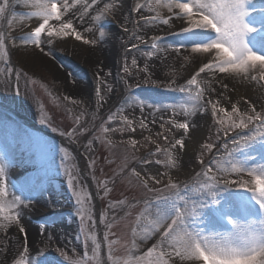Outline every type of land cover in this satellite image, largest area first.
Wrapping results in <instances>:
<instances>
[{"label": "rangeland", "instance_id": "rangeland-1", "mask_svg": "<svg viewBox=\"0 0 264 264\" xmlns=\"http://www.w3.org/2000/svg\"><path fill=\"white\" fill-rule=\"evenodd\" d=\"M36 2L7 0L5 11L0 14V35L5 37V49L0 50V110L20 122L14 123L4 115L0 118V155L5 159L4 152L11 150L19 158L22 171L27 173L23 178L15 179L8 172V166L0 162L4 168V175L0 176V198L15 193L28 197V201L33 203L31 210L27 208L24 216L19 217V223H12V228L10 225L6 231L0 230V264H44L46 259L55 260L57 264H114V261L116 264H136L140 257H145L142 264H156L159 252L169 253L172 248L165 244L155 249L151 256H146L148 249L160 242L164 228L153 231V226L141 219L144 200L154 201L157 197L172 196L174 190L169 187L170 180L181 186L188 182L194 189L193 199H196L199 196V183L196 182L195 173L204 168L200 161L203 159L208 164L213 158L222 157L224 145L232 146L230 137L239 139L236 136L239 130L230 131L225 136L217 121L220 114L214 115L210 105L202 108L205 120L189 127L187 132L172 123L173 120L179 123L176 106L190 98L186 92L176 89L184 85L195 71H189L187 67L176 72L173 68L155 71L150 67L148 72L139 71L145 63L150 62L146 53L152 51V47L151 42L141 50L132 47L136 33L129 17L120 24L121 29L130 32L126 51L112 60L110 69L104 73L91 72L88 66H84L83 58L88 52L85 53L83 44L71 45L64 36L54 37L53 47H42L43 58L47 61L38 56L41 51L34 45H31L29 54L21 51L19 37L26 31L21 16L35 10L33 4ZM4 3L5 0H0V6ZM256 10H263V6H258ZM13 15L21 16L13 18ZM108 17L110 21L113 20L112 15ZM49 23L55 26L60 21L52 19ZM251 26L263 33L259 19ZM97 27L110 28L107 21L98 23ZM208 35L215 36V33ZM42 37L45 35L42 34ZM181 44L184 47H180ZM254 44H250V47L261 55L260 48L264 50V41L258 38ZM157 46L186 49L193 45L185 40L179 30L171 38L161 39ZM24 49L27 50L26 47ZM132 50H138L137 58L130 53ZM201 55L191 53L189 56L193 61ZM133 58L137 60L138 67L131 64ZM192 64L196 66L200 62L196 59ZM125 66L129 69L127 73L124 72ZM65 74L80 81L84 88H73L63 76ZM211 76L201 73L198 79L206 78L213 83L222 80L229 86L227 78ZM169 84L172 85L171 89L167 87ZM230 96L227 104L220 103L219 107L231 111L232 105L238 103L244 112L249 104H254L257 112L264 110V99L256 94L253 97L254 91L249 90L241 97L231 93ZM141 102L145 107H140ZM165 105L172 107L165 108ZM12 109H16L26 120L19 118ZM109 115L116 118L109 120ZM124 116L133 122L135 132L127 130ZM140 120L147 124L146 129L139 127ZM153 120L155 123H152ZM217 128L221 130L217 132ZM69 133L72 135L69 136ZM244 134H248L247 130ZM177 139L184 141L183 147L175 144ZM89 140L92 141L91 146ZM133 140L136 141L135 145L131 143ZM209 143L215 145L211 152L205 147ZM189 146H193L190 148L193 151H188ZM157 147L161 152L156 151ZM165 149L169 155H165ZM78 154L82 171L99 188L98 198L107 194L102 200L111 199L102 211L100 208L101 234L96 227L94 201L81 174ZM187 154L190 158L184 161ZM245 157L251 166L264 163V143L257 140L236 154L237 159ZM169 158L175 161L176 167L165 163ZM184 168L186 170L182 172ZM133 169L148 182L150 188L159 191H146L132 172ZM242 178L249 179L247 172L243 173ZM228 179L238 181L241 176L232 173ZM122 196L126 197L122 199ZM216 198L221 205L231 198L237 199L233 203L239 210H234L229 219L243 226L255 221L259 226L262 213L247 189L229 188L220 191ZM130 199L135 204L129 205ZM202 199L207 206L192 218L195 221L192 227L204 229L211 224L215 233L231 232V223L216 220L209 212V208L219 205H213L211 197ZM78 200L81 203L78 204ZM31 224L33 232L25 240ZM21 227L23 232L19 230ZM171 261L175 264L178 258L172 256ZM181 264L203 262L185 260Z\"/></svg>", "mask_w": 264, "mask_h": 264}, {"label": "snow or ice", "instance_id": "snow-or-ice-1", "mask_svg": "<svg viewBox=\"0 0 264 264\" xmlns=\"http://www.w3.org/2000/svg\"><path fill=\"white\" fill-rule=\"evenodd\" d=\"M25 3H28V0H25ZM95 4H97V0H91V3L88 0H72L71 3L69 0H60L59 3H57V0H37L33 4V7L37 10L31 11L27 15L42 22H39V26L33 30L27 31L19 37L21 45L32 44L40 48L41 37L45 32L47 33V39L44 41L46 44H51L54 37L60 36L75 35L77 40L83 39L82 35L74 28L73 21L71 19L66 22L62 21V15L66 12L75 15L74 9L79 5L83 9L79 13V18L83 20L88 15V10ZM6 6L7 0H5L3 6H0V14L4 13ZM111 7V5L105 4L104 9L100 10L97 16L93 18L94 21H99L107 15ZM141 9L156 12V15H141L140 20L135 22L137 27H139L140 21H143L144 24L155 25L159 22L160 25L171 26L173 17H175L181 25V34L189 44L193 45L191 53L211 54L197 57V61L202 66L184 85H180L176 89L180 92H186L195 102L193 108L184 112V115L194 116L201 108L206 109L210 105L211 112L214 115L220 114L217 121L223 128L225 136H228L230 131L239 130L236 132L239 139L230 137L232 146L230 148L228 144L224 145L225 152L222 157L213 158L208 164H205L203 159L200 161L204 168L195 173L196 182L199 183V196L196 199H193L194 189L188 182H184L181 186L170 180L169 187L174 190L172 196L168 198L157 197L154 201L144 200L141 219L147 220L153 226V231L164 228L160 242L154 245L153 248L148 249L146 256H151L155 249L167 244L168 247L172 248V251L169 253L159 252L156 257V264H172V256L178 258L175 264H181L185 260H200L203 264H264V163L251 166L248 158H236L238 152H243L255 144L257 140L264 143V110L257 112L256 106L249 104L242 112L237 103L232 105L231 111H227L225 108L219 107V100L214 101L210 98L205 100L206 92L214 93L217 91L212 86L213 81L206 78L198 79L201 73L211 74L213 77H216L219 73H224L230 78L256 82L264 89V55L253 51L247 41L248 34L256 31L246 20V17L250 15V0H155L154 4L152 0H145L144 3L137 0L134 10L139 13ZM158 9H166L170 15L162 16ZM52 19L62 22L57 27L49 23ZM185 22L187 27H183ZM211 32H214L215 36L208 35ZM100 34L101 36L104 35L103 32ZM135 39L140 44L146 43L142 36L136 35ZM160 40L161 37L159 36L153 37L151 41L152 51L146 53L148 57L167 51V47L157 46ZM85 42L94 44L96 41L86 40ZM132 47L138 49L139 45L134 44ZM180 47H184V45L181 44ZM4 49L5 37L0 35V50ZM40 51H43V48H40ZM174 51L179 52V48L174 49ZM189 55H185L184 60H188ZM203 60H207V62H203ZM131 64L137 66V60L133 58ZM128 71V67L125 66L124 72L127 73ZM139 71L148 72V64L145 63ZM219 82L222 89H228L227 83H223L222 80ZM167 87L171 89L172 85L169 84ZM100 98L103 99V97ZM140 107H145L143 102L140 103ZM164 107L169 108L172 106L165 105ZM115 118L114 115L108 117L109 120ZM123 120L128 125V131H136V128L132 126L133 122L128 117L124 116ZM152 123H155V120ZM172 123L185 132L189 129L187 120L181 123L173 120ZM139 127L146 129L147 124L140 120ZM161 127H163V124ZM123 130L120 129V131ZM220 130V128H217V132ZM245 130H247V135L244 134ZM68 135L71 136L72 133ZM165 139H167L166 136ZM131 143L135 145L136 141L133 140ZM88 144L91 146L92 141L89 140ZM175 144L183 147L184 141L177 139ZM205 147L211 152L215 145L209 143ZM156 151L161 152V149L157 147ZM164 152L165 155H169L167 149ZM165 163L171 167H176L175 161L171 158ZM132 172L146 191H159L150 188L148 182L143 180L135 169ZM245 172L249 176L248 180L242 178ZM232 173L241 176V179L238 181L229 180L228 177ZM3 175L4 168L0 166V176ZM71 182L70 178L69 183ZM156 182L159 183L158 180ZM234 187L247 189L248 192L252 193L253 200L262 213L259 226H256L255 221L242 226L236 220L229 219L234 210H239L233 203L238 200L231 198L224 205H221L220 200L216 197L220 191H226ZM206 197H211L213 205H219L218 207L209 208L212 217L216 220H227L231 223L233 226L231 232L204 235L203 229L192 227V224L195 223L192 218L200 214L202 209L207 206L205 200L202 199ZM17 203L18 198H14L7 207L11 208ZM77 203L81 202L78 200ZM5 206L6 202L0 198V212L4 211ZM245 210L247 209L245 208ZM19 215V213H15L3 217V219L7 221V224L19 223ZM152 217L155 218L152 219ZM7 224H0V227H7ZM19 230L24 231L22 227ZM145 239H147V235ZM92 240L95 243L94 236ZM61 256H64V254L61 253ZM165 256L168 258L166 259ZM144 260L145 257H140L136 260V264H142ZM44 264H57V262L46 259ZM114 264H116L115 261Z\"/></svg>", "mask_w": 264, "mask_h": 264}, {"label": "bare ground", "instance_id": "bare-ground-1", "mask_svg": "<svg viewBox=\"0 0 264 264\" xmlns=\"http://www.w3.org/2000/svg\"><path fill=\"white\" fill-rule=\"evenodd\" d=\"M33 2L34 0H28V2ZM253 0H250V15H252V20L249 24H252V22L256 19H259L261 22V29L263 30V34H261L259 31L257 32V34L255 35L256 40L258 38H261V40L264 41V17H261L260 15L264 14V6H263V10L262 11H258L256 10L257 7H255L254 3H252ZM256 3H258L257 1L259 0H255ZM60 0H57V3H59ZM69 2L71 3L72 0H69ZM89 3H91V0H88ZM140 3H144L145 0H139ZM153 4L155 3V0H152ZM135 3H137V0H97V4L92 5V7L88 10V15H86L84 17L83 20H81L79 18V13L81 11H83V9L77 5L76 9H74L75 11V15H73L71 12H66L63 13L62 15V21H67L68 19H71L73 21V24L75 25L74 27H77L76 30L82 35L83 39L81 40H77L75 38V35L72 36H68V40H69V44H74L75 43H82L84 46V51L85 53L88 52V55H85L84 59V66H88L90 68V70H92L91 72H101L104 73L105 71L110 69V62H112V60H114L115 58H118L119 55H123L124 52L126 51L125 45L126 42L129 38L130 32L125 31V29H121L120 28V24L123 23L125 21V18L127 19V17H129V22L135 27V33L136 35L142 36L144 41L146 43L140 44V42L135 39L131 45L134 44H138L141 45L140 47L142 48H138V50L144 49V47H146V44L148 42H151L153 37L159 36L161 37V39H169L172 37V35L179 31L181 29V25L178 21H176L175 17H173V22L171 24V26L168 25H160L159 22L157 24H144L143 21H140L139 27H137L136 25V21L140 20V16H155L156 12H149L147 9H141L140 12H136L134 10V5ZM105 4H109L112 7L109 9V12L107 15H105L104 17H102L99 21H94V17L97 16L98 12L102 9H104ZM264 5V3L262 4ZM36 10V9H35ZM35 10H31V11H35ZM30 11V10H29ZM30 11V12H31ZM158 11H160L162 16H166V15H170L169 13H167L166 9H158ZM112 15V21H110L108 15ZM21 15H13V18L16 17H20ZM21 18L23 19L25 25H26V31H30L33 30L35 27H37L39 25V22L42 21H38L36 18L34 17H30L28 15H22ZM60 21V23L62 22ZM107 21L108 25L110 26V28L108 29H104V28H99L97 27L98 23ZM58 23L57 26L60 24ZM118 23V26H117ZM127 24V22H126ZM129 24V23H128ZM115 26H117L118 28H115ZM122 27V26H121ZM183 27H187V23L185 22V24L183 25ZM171 28V30H170ZM89 29H91L89 31ZM101 32L104 33L103 36H101ZM45 35V37L43 39H47V33H43ZM63 37V36H60ZM59 38V37H58ZM92 41L95 40L96 42L93 43H86L85 41ZM255 41V40H254ZM32 44H27V45H21L22 47H20L21 51H24L25 53L30 52V47ZM256 44H254L255 46ZM44 46H47L49 48L53 47L54 44L53 42L51 44H46L42 41L40 48H44ZM24 47L27 48V50L25 51ZM34 47H36L34 45ZM167 47V51L166 52H159L156 55H153L150 57V62L148 63V66L155 71H162V70H167V69H174V71H181L184 67H187V70H192V71H198V68L200 66H202V64H198V65H193V61H195L196 59H194L192 61V58H190L191 56H189L188 60H184V56L188 55L189 53H191V48H184V49H180L179 48V52L174 51V49H176V47H172V46H165ZM264 47V45L262 46ZM39 48V49H40ZM29 49V50H28ZM138 50H132L130 51L131 54H133L136 58L138 57ZM44 51V50H43ZM43 51H41L38 55V53H35L36 55H38L40 58H43ZM186 51V53H184ZM189 52V53H188ZM260 52H262L261 55H264V50L262 48H260ZM188 53V54H187ZM197 54V53H192ZM191 55V54H190ZM206 55H211V54H202L201 57H204ZM46 61L48 59H45ZM203 62H207V60H203ZM195 63V62H194ZM203 75L205 73H202ZM66 78V81H68V83L71 84V86L73 88L76 89H83V84H81L80 81H78L77 79H71L72 76L65 74L63 75ZM211 74H208V77H210ZM217 76L222 77V78H227V80L229 81V87L227 90H224L221 88V84L220 83H213L212 86L214 88H216V92L214 93H208L206 92L205 94V100L206 99H212V100H219L221 104H227L226 101L230 96V93L233 96L236 97H241L243 95H246V93L251 90L252 92L254 91V96L255 94L256 96H259L260 98L264 99V89H262L260 87V85H258L255 82H246L244 80L238 79V78H230L227 76V74L224 73H219ZM216 76V77H217ZM213 77V76H211ZM71 80V82H70ZM69 86V87H71ZM194 101L192 100V98L190 97L187 101L183 102L182 104L176 106L175 111L177 113V121L179 123L184 122L185 120H187V122L189 123V127H194L196 124L202 122L203 120H205L204 118V110L201 108L199 111L196 112V114L194 116H185L184 112L186 111H190L193 106H194ZM204 115V116H203ZM193 146H189L188 147V151H193L190 150V148H192ZM1 153V152H0ZM2 154V153H1ZM5 155H3L5 157V159L0 155V161L4 164H6L7 166H9L11 168V171L18 177V178H23V176H25L27 173H25L24 171H22V167H21V163L20 160L17 156H15L14 153H12L11 150H7L4 152ZM189 156L188 154L184 157V161H188L189 160ZM186 168H184V170L182 169V172H185ZM14 198H18V203L17 205H14L13 207L9 208L7 207L8 204H11V202L13 201ZM28 197H24L23 195H18L15 193H8L6 196H4L2 199L3 201L6 202V206L4 209V212L2 214H0V224H7V221L3 219V217L5 216H9L15 213H20L21 216L19 215V217L21 218L22 216H24L25 210L28 208L31 210L30 206L31 204H33L31 201H28L27 199ZM22 202V203H21ZM11 225V228L13 226V224H7V227H0V230L6 231L7 228ZM242 225V224H241ZM243 226V225H242ZM33 226L32 224L29 226V230H27L26 232V237H30L32 232H33ZM204 235H209L211 233H215L216 230L214 229L213 226H211V224L209 225V228H204ZM221 233V232H220Z\"/></svg>", "mask_w": 264, "mask_h": 264}]
</instances>
